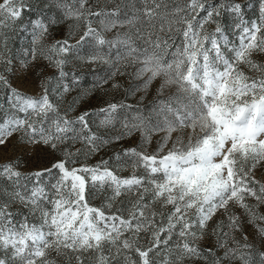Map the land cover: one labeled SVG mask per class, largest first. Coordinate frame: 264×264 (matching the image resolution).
<instances>
[{"label": "snow or ice", "instance_id": "1", "mask_svg": "<svg viewBox=\"0 0 264 264\" xmlns=\"http://www.w3.org/2000/svg\"><path fill=\"white\" fill-rule=\"evenodd\" d=\"M68 20L77 23L57 39ZM17 29L28 44L14 51ZM254 54H264V0H0V150L15 138L46 161L27 172L24 152L0 162V264H158L162 251L159 264H264V183L254 174L264 168V62ZM41 60L56 72L41 73L40 93L13 85ZM73 61L93 79L62 112L82 80L66 70ZM125 77L124 100L70 115ZM157 80L146 115L126 102ZM136 133L137 146L78 163ZM129 162L132 173L118 175Z\"/></svg>", "mask_w": 264, "mask_h": 264}, {"label": "rangeland", "instance_id": "2", "mask_svg": "<svg viewBox=\"0 0 264 264\" xmlns=\"http://www.w3.org/2000/svg\"><path fill=\"white\" fill-rule=\"evenodd\" d=\"M69 2H71V0H69ZM97 2V0H91V3L95 4ZM99 2L101 4L104 3V0H99ZM137 7H140L139 2H137ZM25 20L28 19V15L26 14L24 17ZM231 17H228L226 21H224V23L226 24L227 28L229 29V38L231 39V41L233 43H238V37H239V33L236 32L233 27H232V23H231ZM252 19L255 20L256 16L253 15ZM77 23L74 20H68L65 21L64 23H62L61 25L58 26V29L55 32V36L57 39L61 38L62 36L66 35L67 31H68V27L69 25L75 24ZM215 28V24H208L206 26V30L207 31H212ZM17 34L12 36V40L10 42V47L13 48L14 51H18L19 48L26 46L28 44V38L26 35L21 36L19 33V29L16 30ZM82 33V27L80 29H78L76 31V35L73 38V42L75 39L79 38V35ZM109 38H111L114 33H107L106 34ZM50 42V41H46ZM177 43H179V40L177 41ZM171 58V57H169ZM255 60L259 61V62H264V54H254L253 57ZM48 62L41 60L38 62V65L35 69H30L27 74H21L18 75L16 78L13 79V85L21 90H23L25 93L27 94H38L41 92V86H40V80H41V73H44L46 76H51L54 75L56 72V69L52 66H47L45 67V65H47ZM243 67V66H242ZM75 68V70L77 72H79L82 75V80H81V84L77 87H75L73 89V91L67 93L64 98L63 101L60 103V110L63 112L64 109L67 107V105L69 104L70 101H72L73 97L77 95V93L80 91L81 88H88L89 85L91 84V81L93 79V76L91 75L90 72V68L91 66H84V65H80L77 61H73L72 63L68 64L66 67V70L71 72V70ZM245 71L248 73V75H258V73L255 72H251L249 71L247 68H245ZM69 84L71 83V75L68 78L67 81ZM159 80H157L153 86V88L147 93L144 94L142 92H137L134 96H129L127 99V103H131V104H136L137 102H139L141 108L145 109V115L148 112V107H146V105H151L152 101L155 98V85L159 84ZM120 83L123 85L122 88L120 89H113L110 86L107 88H103V89H99L97 91L94 92V94H92L90 97L87 98L86 102L80 106L76 107V110L72 113H70V115L75 116V115H79V113L81 111H83L85 108L87 109H98L100 107H103L105 105L106 102H115V101H121L124 100L125 98V92H124V88L127 87V85L129 83H132V81L125 77L122 78L120 80ZM175 89L174 88H169L166 89L164 91V96H168L171 92H174ZM141 97H143V99H141ZM131 118V117H129ZM98 123V118H96V120H94ZM120 125H116V130H119ZM93 131H97L95 124L93 125ZM100 133L103 135L105 134L107 131L106 129H99ZM115 131L113 130H109L108 132L110 134H115ZM160 135H163V133H160ZM175 135H177V133L173 134V138L175 137ZM139 137L140 134L136 133L135 136L131 139L126 138L125 141H123L120 144H113L111 146H106L104 148L101 149V151L97 154H94L92 156H90L87 159H84L83 157L78 161V163H85V164H89V165H95L98 162H100L103 159H108L112 153L118 149H120L121 147H130V146H137L139 144ZM160 136H153L152 139V143L150 145L147 146V150L149 152H151L152 150H154L157 147V141L159 140ZM16 145V141L15 138L9 143L8 147L5 149L0 150V162L4 161L5 159H10L13 156L16 155H20L22 152H24V159L21 161V170L22 171H30L33 170L37 167L40 166V163H45L46 161L44 160H40L39 163L38 161V156L34 155L30 149H21ZM15 146V147H14ZM81 144H77L76 147H81ZM171 145L169 144V147ZM133 169L131 167V164L129 162V164L125 167H123L120 171H118V175L121 176H129L132 173ZM137 174H143V170L142 169H137ZM254 174L256 176V178L258 180H260L262 183H264V168H260L257 170H254ZM110 194V192H108L107 190H105L104 193H100L99 195H97L94 199L91 200V203L94 206H100L103 202H104V198L105 195ZM121 199H126V197H122ZM249 203H255L254 200H252L251 198H249ZM116 207L119 206V201H117ZM20 207L19 205H14L13 208H18ZM159 207V206H157ZM115 208H113L111 211H114ZM165 211H167V209H165ZM259 212L264 213V205H260L259 207ZM34 222H39L34 221ZM246 231L248 232L249 236L251 237L254 233H255V229L252 227V225H248L246 228ZM175 241V237L173 238V242ZM141 242L142 243H147V237L146 236H142L141 237ZM201 246L203 247H208L211 245V241L208 239H205L203 241H200ZM86 255H94L93 253H87ZM52 256L55 257V253H52ZM164 256V252H161V257L158 258V264H159V260L162 259ZM58 264H64V258L63 257H56ZM73 264H75V261H73ZM87 264V262H86ZM187 264V262H186Z\"/></svg>", "mask_w": 264, "mask_h": 264}, {"label": "trees", "instance_id": "3", "mask_svg": "<svg viewBox=\"0 0 264 264\" xmlns=\"http://www.w3.org/2000/svg\"><path fill=\"white\" fill-rule=\"evenodd\" d=\"M147 106H148V105H146V107H147ZM123 115H124V113H121V116H123ZM128 115H129V117H131L132 114L129 113ZM96 118H97V117H93L92 119H93V120H96ZM118 124H119V123H117V125H118ZM106 131L108 132L109 130L106 129Z\"/></svg>", "mask_w": 264, "mask_h": 264}]
</instances>
